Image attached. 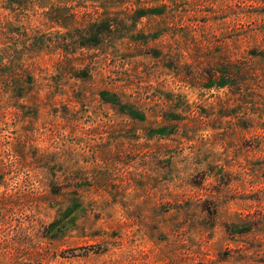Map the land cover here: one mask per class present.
Returning <instances> with one entry per match:
<instances>
[{
  "label": "rangeland",
  "instance_id": "1",
  "mask_svg": "<svg viewBox=\"0 0 264 264\" xmlns=\"http://www.w3.org/2000/svg\"><path fill=\"white\" fill-rule=\"evenodd\" d=\"M0 264H264V0H0Z\"/></svg>",
  "mask_w": 264,
  "mask_h": 264
}]
</instances>
